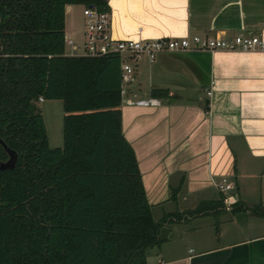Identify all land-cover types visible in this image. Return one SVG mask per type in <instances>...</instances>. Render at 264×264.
Here are the masks:
<instances>
[{"label": "crops", "instance_id": "crops-1", "mask_svg": "<svg viewBox=\"0 0 264 264\" xmlns=\"http://www.w3.org/2000/svg\"><path fill=\"white\" fill-rule=\"evenodd\" d=\"M107 4L110 33L118 39L264 36V0ZM80 7L83 15L82 4L66 7L65 37L76 48L65 46V54L80 55L84 25L74 22ZM123 87L122 132L133 148L153 218L170 214L161 226L168 228L164 239L146 250V264H264V214L251 210L264 207V51L165 52L153 62L140 56L133 79ZM153 89L168 95L153 97ZM148 98L158 104L125 102ZM62 118L63 111L55 123L61 143L55 146L43 117L50 147L62 146ZM222 178L233 182V191L218 190L215 183ZM230 195L235 198L228 204ZM222 196L227 198L220 205L207 203ZM201 203L202 211L186 213Z\"/></svg>", "mask_w": 264, "mask_h": 264}, {"label": "trees", "instance_id": "trees-1", "mask_svg": "<svg viewBox=\"0 0 264 264\" xmlns=\"http://www.w3.org/2000/svg\"><path fill=\"white\" fill-rule=\"evenodd\" d=\"M70 4L109 9L107 0H0V140L17 154L0 171V264H146L170 214L153 218L122 132L120 57L65 54ZM40 97L62 101V146L48 144Z\"/></svg>", "mask_w": 264, "mask_h": 264}, {"label": "built area", "instance_id": "built-area-1", "mask_svg": "<svg viewBox=\"0 0 264 264\" xmlns=\"http://www.w3.org/2000/svg\"><path fill=\"white\" fill-rule=\"evenodd\" d=\"M84 32L83 53L80 55L99 57L117 54L121 69V94L124 93V84L131 82L134 73V61L141 55L153 62L155 58L165 52H186L191 50H241L264 51V36L257 34H237L229 39L211 38L201 35L183 37H158L154 39H118L110 33L111 16L108 10L99 11L93 6H84ZM65 46L76 48L70 38L65 37ZM73 52L67 55H73ZM39 100H42L40 97ZM129 105H156L158 101L153 98L131 100L126 99ZM219 191L230 193L234 184L227 178L215 183ZM227 198V197H226ZM235 197L228 196L227 203H233Z\"/></svg>", "mask_w": 264, "mask_h": 264}, {"label": "rangeland", "instance_id": "rangeland-1", "mask_svg": "<svg viewBox=\"0 0 264 264\" xmlns=\"http://www.w3.org/2000/svg\"><path fill=\"white\" fill-rule=\"evenodd\" d=\"M74 22L76 23V26H78V27L84 25V23H83L84 17L82 15V7L77 8V17L74 20ZM79 41H81V42H80V47L77 50V52L79 54H82L83 53V47H82L83 37L80 38ZM141 56H144V55H141ZM134 64L135 65L137 64V60L134 61ZM143 95H145V94H143ZM39 106L42 109L41 113H42L44 119L46 120V123L48 126V133L50 136V142H49L50 145H53L55 143H57V145H60V143H61V130L59 128V125H58V129L55 127V123H56L57 118H58V123L60 124V122H61V116H62V111H63L62 110V101L57 100V99L56 100H46L44 102H40ZM46 106H48L49 110L46 109ZM56 132L58 133V135L55 134ZM57 145L55 144V146H57ZM153 214L155 217L156 216L155 209L153 210Z\"/></svg>", "mask_w": 264, "mask_h": 264}, {"label": "water", "instance_id": "water-1", "mask_svg": "<svg viewBox=\"0 0 264 264\" xmlns=\"http://www.w3.org/2000/svg\"><path fill=\"white\" fill-rule=\"evenodd\" d=\"M0 144L3 146L7 154V159L5 161L0 162V171L6 169H12L15 165L17 154L14 150L8 148L2 140H0ZM233 197H235V195H233ZM167 230H168L167 227L160 228L159 237L161 240L164 239Z\"/></svg>", "mask_w": 264, "mask_h": 264}]
</instances>
